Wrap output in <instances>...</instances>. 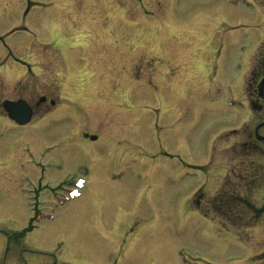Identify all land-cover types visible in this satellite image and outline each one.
Here are the masks:
<instances>
[{"label": "rangeland", "instance_id": "rangeland-1", "mask_svg": "<svg viewBox=\"0 0 264 264\" xmlns=\"http://www.w3.org/2000/svg\"><path fill=\"white\" fill-rule=\"evenodd\" d=\"M203 1L30 0L40 6L24 19L26 0H0V59L10 50L40 68L49 63L46 72L66 104L60 109L65 117L62 125L18 134L12 153L44 165L45 176L72 185L83 182L76 197L61 193L46 209L45 220L29 229V209L24 197L17 195L28 191L26 177L0 176V264L9 261L12 250L38 252L42 246L52 249L54 243L62 251L57 264H112L118 256L117 264H215L202 236L203 250L187 236L195 229L192 220L176 227L171 188L181 170L177 159L192 161L177 155L185 152L178 150L176 136L172 142L161 141L164 135L176 134L173 123L182 121L171 118L173 100L189 96V79L180 80L179 74L165 69L175 64L168 61L176 47L173 22L176 13L191 16L192 4ZM23 25L31 29L32 37L23 33L5 37ZM21 45L26 49L18 50ZM177 63L182 68L183 60ZM46 72L33 70L37 78ZM67 125H76L72 139H63L62 128L67 131ZM82 133L102 141L84 140ZM193 135L204 149L203 128ZM5 144L0 140V155ZM191 155L196 158L198 152L192 150ZM143 205L156 214L141 213L135 234L119 252L118 243L107 238L100 224L122 219L128 210Z\"/></svg>", "mask_w": 264, "mask_h": 264}, {"label": "flooded vegetation", "instance_id": "flooded-vegetation-1", "mask_svg": "<svg viewBox=\"0 0 264 264\" xmlns=\"http://www.w3.org/2000/svg\"><path fill=\"white\" fill-rule=\"evenodd\" d=\"M26 2L30 5V0ZM190 11L191 16L186 18L176 13L172 21L176 47L174 57L168 61L175 64L173 68L165 65L171 75L177 73L180 80L184 76L189 79V96L172 103L171 118L182 120L173 123L176 134L161 138L167 143L176 136L178 150L185 152L177 155L192 161L177 159L181 170L171 188L174 222L177 228H183L190 220L195 223L194 231L187 236L203 250L201 235L215 264H264V0H205L192 4ZM28 15L29 9L24 18ZM20 48L26 49L23 45ZM180 59L182 68L177 63ZM33 61L16 57L11 51L0 59V140L7 143L4 155H0V176L26 177L29 189L18 191L17 195L24 197L29 209L27 224L45 220L52 200L67 188L65 181L45 176L44 165L12 153L18 134L44 131L64 120L59 86L46 72L49 63H42L40 68ZM159 61V72L163 74L164 59ZM34 69L46 72L45 76L37 78L39 74H34ZM19 71L24 73L20 75ZM20 100L31 110V119L23 126L12 121L5 109L7 102ZM75 128L76 125L67 131L62 128L63 139H72ZM200 128L207 135L204 149L193 135ZM81 135L91 140L90 135ZM192 150L198 152L197 161ZM164 156L168 158L167 153ZM143 211L156 214L155 209L143 205L128 210L122 219L100 224L107 238L118 243L119 252L135 234ZM14 243L18 245L17 240ZM45 249L12 250L5 264H57L61 248L54 243L52 249ZM25 252L29 256H23ZM119 259L120 256L112 264Z\"/></svg>", "mask_w": 264, "mask_h": 264}, {"label": "water", "instance_id": "water-1", "mask_svg": "<svg viewBox=\"0 0 264 264\" xmlns=\"http://www.w3.org/2000/svg\"><path fill=\"white\" fill-rule=\"evenodd\" d=\"M21 104L22 103L19 102L17 104H10V105L13 107H16V106L21 105ZM7 111L9 112L12 119L15 120L16 122H18L19 124H23V123L27 122V118L22 117V115H24V112L22 110L7 107Z\"/></svg>", "mask_w": 264, "mask_h": 264}, {"label": "bare ground", "instance_id": "bare-ground-1", "mask_svg": "<svg viewBox=\"0 0 264 264\" xmlns=\"http://www.w3.org/2000/svg\"><path fill=\"white\" fill-rule=\"evenodd\" d=\"M5 146H7V144H5Z\"/></svg>", "mask_w": 264, "mask_h": 264}]
</instances>
